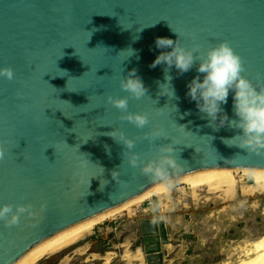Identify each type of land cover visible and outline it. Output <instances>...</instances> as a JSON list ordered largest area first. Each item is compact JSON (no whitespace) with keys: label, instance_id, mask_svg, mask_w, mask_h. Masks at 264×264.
I'll use <instances>...</instances> for the list:
<instances>
[{"label":"water","instance_id":"95a60500","mask_svg":"<svg viewBox=\"0 0 264 264\" xmlns=\"http://www.w3.org/2000/svg\"><path fill=\"white\" fill-rule=\"evenodd\" d=\"M170 28L182 46L199 44L201 53L226 41L241 58L242 75L264 85V0H0V68L15 74L11 81L0 77V146L6 150L0 206L31 204L35 213L23 214L17 226L0 221V264L16 263L55 233L157 184L212 168L264 169V152L226 146L223 139L239 130L227 123L214 130L187 96L188 83L202 79L197 65L183 74L173 66L175 96L159 95L166 65H150L171 51L155 46L157 37L178 38ZM130 48L135 54L128 57ZM132 69L148 89L141 99L119 85ZM109 95L129 96L128 111L148 113L149 124L138 129L121 120ZM221 107L237 119L231 91ZM157 128L163 136L150 147L143 135ZM113 129L134 139L132 151L145 161L171 143L180 167L164 180L144 176L122 156L123 145L106 135ZM154 208L156 216L143 219L141 229L149 262L162 264L160 247L168 237L157 200Z\"/></svg>","mask_w":264,"mask_h":264},{"label":"clouds","instance_id":"9594fccd","mask_svg":"<svg viewBox=\"0 0 264 264\" xmlns=\"http://www.w3.org/2000/svg\"><path fill=\"white\" fill-rule=\"evenodd\" d=\"M174 33L178 36L175 41L167 37L155 39L156 48L171 49V51H161L150 65L153 68L161 64L166 65L164 68L166 82L159 85L161 89L159 95H166L169 98L175 96L171 86L172 77L168 74L173 66L180 74H183L197 65L196 70L202 74V79L200 75H197L188 83L187 96L196 102L197 109L204 114L202 118L208 119V126L219 130L227 123L229 127L238 129L239 132L232 138L223 139L226 146H236L239 149L255 153L264 152V85H254L252 81L242 75L244 67L241 58L226 41L209 48L206 53H201L199 44L194 43L192 48L186 49L180 42L179 34ZM138 38L136 36L134 39ZM193 39L195 38L193 37ZM130 50L131 54L128 57L135 54L134 50L131 48ZM0 77L11 81L15 74L11 67H3L0 68ZM119 85L122 91L127 92L130 97L135 99L143 98L148 91L135 69L129 71L126 77L121 78ZM230 91L233 93V111L237 117L233 120H229L221 107L222 104L227 103ZM17 95H22V93L18 92ZM129 96L113 97L109 95L106 99L122 113L119 117L121 120L128 121L138 129H143L149 124V115L144 112L128 111ZM21 108L23 110L25 106H21ZM217 120L219 123H214ZM180 127L185 128L183 125ZM163 133L162 128L153 129L151 132L144 133L143 139H146L151 147L157 139L163 136ZM106 135L123 145L122 156L127 159L131 167L139 168L141 174L153 181L166 179L170 169L180 167L173 155L176 149L171 143L157 146L158 155L156 158L145 161L140 153L132 151L136 141L127 137L123 131L113 129ZM233 141H239V143H233ZM5 156L6 150L0 146V160H4ZM117 176V170H113L112 178L116 180ZM46 207V203H42L41 211H44ZM23 214L35 215L31 204H18L15 206V210L11 204L0 206V221H3L5 227L19 225Z\"/></svg>","mask_w":264,"mask_h":264},{"label":"rangeland","instance_id":"374dc122","mask_svg":"<svg viewBox=\"0 0 264 264\" xmlns=\"http://www.w3.org/2000/svg\"><path fill=\"white\" fill-rule=\"evenodd\" d=\"M198 193L200 199L194 200L189 188L174 189L171 206L160 208L159 216L171 236L170 246L161 243L162 264H213L212 259H217L224 249L242 239V231L256 229L264 233V216L261 214L264 194L239 193L228 200L219 193L206 190ZM150 205V200H146L134 206V216L122 212L73 248L48 257L40 264H104L109 254H113L112 264H141L138 259L130 260L129 254L140 248L148 254L141 222L147 218L142 213L143 208ZM155 216L153 211L148 217ZM202 239H206L204 244Z\"/></svg>","mask_w":264,"mask_h":264},{"label":"bare ground","instance_id":"6f19581e","mask_svg":"<svg viewBox=\"0 0 264 264\" xmlns=\"http://www.w3.org/2000/svg\"><path fill=\"white\" fill-rule=\"evenodd\" d=\"M250 181L251 184H249ZM185 187L190 189V196L194 200L200 199L198 192L201 190L219 193L228 200L234 199L239 193L256 196L264 194V169L212 168L191 172L157 184L148 188L134 200L55 233L31 248L14 264H40L48 257L62 254L79 244L100 225H104L122 212H128L134 216L132 208L141 205L146 200H150L151 205L143 208L142 213L150 218L148 216H151L155 210V200L158 202L159 211L165 206L168 209L171 206L170 199L173 190H183ZM261 214L264 216V206L261 208ZM167 237L169 243L165 245L170 246L169 232ZM241 237L242 239L238 240L235 245L224 249L217 259H212L213 264H264V233L251 229L242 231ZM205 240L202 239L203 244ZM129 255L130 260L138 259L141 264H151L148 257L150 254H145L141 248ZM225 255H227L226 258L221 261ZM112 257L113 254H109L104 264H112Z\"/></svg>","mask_w":264,"mask_h":264}]
</instances>
